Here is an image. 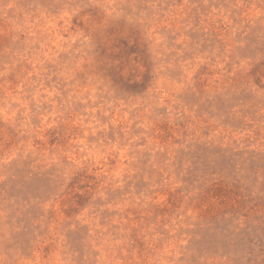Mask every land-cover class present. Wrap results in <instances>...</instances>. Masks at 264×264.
Wrapping results in <instances>:
<instances>
[{"label": "rangeland", "instance_id": "374dc122", "mask_svg": "<svg viewBox=\"0 0 264 264\" xmlns=\"http://www.w3.org/2000/svg\"><path fill=\"white\" fill-rule=\"evenodd\" d=\"M0 264H264V0H0Z\"/></svg>", "mask_w": 264, "mask_h": 264}]
</instances>
